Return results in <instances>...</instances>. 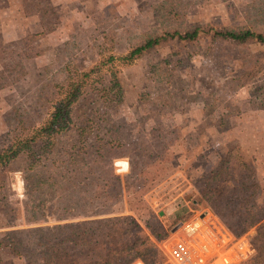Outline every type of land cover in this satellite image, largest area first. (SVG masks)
Here are the masks:
<instances>
[{
	"label": "rangeland",
	"instance_id": "rangeland-1",
	"mask_svg": "<svg viewBox=\"0 0 264 264\" xmlns=\"http://www.w3.org/2000/svg\"><path fill=\"white\" fill-rule=\"evenodd\" d=\"M193 26L194 41L123 58L148 36ZM221 29L264 36V0H0V149L45 123L79 83L72 121L120 179L101 217L144 226L151 212L167 232L156 242L162 264H175L168 248L198 220L249 248L240 264H264V44L214 39ZM114 78L120 94L106 97ZM22 166L15 160L5 183L15 227L0 233L43 225L24 222ZM249 213L263 218L242 234Z\"/></svg>",
	"mask_w": 264,
	"mask_h": 264
},
{
	"label": "trees",
	"instance_id": "trees-1",
	"mask_svg": "<svg viewBox=\"0 0 264 264\" xmlns=\"http://www.w3.org/2000/svg\"><path fill=\"white\" fill-rule=\"evenodd\" d=\"M200 29L193 26L184 32L148 36L123 58L130 62L169 38L194 41ZM212 37L238 45L252 40L264 44V36L251 31L221 29ZM78 84L70 83L65 96L54 101V110L45 123L0 149V228L15 227L17 210L8 202L5 183L17 159H23L24 222L43 224L0 233V264H132L136 260L162 264L156 242L162 241L167 232L149 210L151 223L148 219L144 226L130 216L101 217V211L108 210L106 206L113 208L112 204L118 202L120 179L112 170L111 160L105 162L100 147L88 142V127L72 121L71 107ZM104 89L106 97L112 92L118 96V79L111 80ZM117 166L126 169L124 161ZM262 218L263 214L249 213L239 230L246 233ZM5 220L9 221L3 223ZM222 221L236 232L226 220ZM256 230L258 233L259 227Z\"/></svg>",
	"mask_w": 264,
	"mask_h": 264
},
{
	"label": "built area",
	"instance_id": "built-area-1",
	"mask_svg": "<svg viewBox=\"0 0 264 264\" xmlns=\"http://www.w3.org/2000/svg\"><path fill=\"white\" fill-rule=\"evenodd\" d=\"M219 227L216 224L207 226L203 220L186 225L187 239L174 241L167 250L170 260L175 264H214L216 261L240 264L241 257L247 256L249 248L244 253L239 252L241 245H234L227 232Z\"/></svg>",
	"mask_w": 264,
	"mask_h": 264
}]
</instances>
